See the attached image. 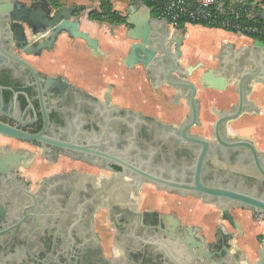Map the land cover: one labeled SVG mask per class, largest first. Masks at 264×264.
Wrapping results in <instances>:
<instances>
[{
  "label": "flooded vegetation",
  "instance_id": "af4514ba",
  "mask_svg": "<svg viewBox=\"0 0 264 264\" xmlns=\"http://www.w3.org/2000/svg\"><path fill=\"white\" fill-rule=\"evenodd\" d=\"M57 39L38 54L18 53L41 77L62 76L59 82L36 81L18 65L0 63V121L40 136L30 140L0 134V156L10 151L16 156L7 165L10 176L0 178V264H175L170 242L187 228L196 230V245L210 251L220 225L233 233L230 243L241 237L242 226L241 232L232 229L213 203L182 194L170 183L198 176L204 184L230 185L264 197V177L255 166L257 160L264 168V135L262 143L241 131L249 127H238L244 118L264 117V86L249 82L242 89L257 111L244 110L219 122L221 112L237 104L236 85L249 66L224 70L218 57L211 66L184 64L180 49L177 60L187 72L185 79L196 85L198 113L193 118L188 102L175 97L163 75L170 59L153 67V80L142 65L122 62L126 72L139 71L150 98L145 102L129 95L131 80L126 78L122 102H114L111 94L106 102L110 84L99 97L61 74H44L28 60L52 50ZM210 72L225 78L223 91L202 86L203 75ZM201 91L213 94L208 102ZM255 93L262 104L252 98ZM186 200L209 208L190 209L193 218L188 219L181 208ZM235 209L251 219L258 214L231 206L239 223ZM192 258L206 261L197 253ZM200 259L187 264H200Z\"/></svg>",
  "mask_w": 264,
  "mask_h": 264
},
{
  "label": "water",
  "instance_id": "95a60500",
  "mask_svg": "<svg viewBox=\"0 0 264 264\" xmlns=\"http://www.w3.org/2000/svg\"><path fill=\"white\" fill-rule=\"evenodd\" d=\"M143 5L145 6L143 14L140 16L129 14L125 18V23L130 25L125 35L133 42L129 45L122 62L127 67H132L134 64L142 65L148 73V78L153 80L155 77L151 74L153 67L157 63H161L164 58L170 59L169 70L163 74L165 80L174 90L176 98L188 102L192 117L195 118L198 113V103L195 98L196 85L185 79L187 72L177 60L181 52L182 29L178 28L171 31L166 19L151 17L150 7L144 3ZM73 13V7L59 6L54 8L49 0H0V63L3 62L2 64L10 66L18 65L21 70H27L36 81L45 80L47 84L63 80L64 78L59 75L41 77L18 51L24 54H38L42 49L52 48L57 37L62 33H66L70 38L82 39L94 55H99L98 39L80 28V21L78 17H73ZM252 17L264 23V8L260 11L253 9ZM227 47L228 45L225 48ZM223 51L220 53V60H218L222 69L225 70L231 66L236 69L249 67H245L246 69L240 74L236 85L235 92L239 93L237 104L233 105L231 110H223L219 122L236 118L244 110L248 112L257 111L258 109L254 103L246 100L242 89L249 82L264 86L263 40L256 38L250 45H242L227 54H225V50ZM171 71H174L179 78L171 75ZM201 83L206 89L223 91L225 78L219 72L215 74L210 72L203 75ZM111 87L110 84L105 92L106 102L110 100ZM0 134L30 140H39L40 137L1 121ZM245 144L254 152L253 146L249 143ZM14 158L16 156L13 155L12 151L0 156V178L10 176L7 165ZM26 158L27 156L24 155V159ZM201 163L202 158L198 161V170H200ZM255 164L264 177V168L257 160H255ZM170 185L182 190V194L202 197L204 201L213 203L221 213V220L227 221L232 229L239 232L242 231L241 225L230 213L231 206L250 209L255 213L264 215V197L256 196L254 191L246 193L245 191L233 190L230 185L224 187L222 185L204 184L198 176L192 182L170 183ZM217 231L218 239L210 251L203 249L201 243L196 245L192 238V236L196 237V230L187 228V233L181 232L171 240V251L168 252L170 258L175 264H182L183 262L187 264L191 260L194 262V259H200L192 258L197 253L206 257V261L202 258L199 260L198 263L200 264H234L236 257L230 252L232 243L229 242L231 238H234L233 233L224 232L222 225ZM256 255L258 259L256 264H264V245L256 251Z\"/></svg>",
  "mask_w": 264,
  "mask_h": 264
},
{
  "label": "crops",
  "instance_id": "0c3cea01",
  "mask_svg": "<svg viewBox=\"0 0 264 264\" xmlns=\"http://www.w3.org/2000/svg\"><path fill=\"white\" fill-rule=\"evenodd\" d=\"M59 1L60 6L73 7V17H78L80 28L98 39L100 54L94 55L82 39L68 40L66 33H62L58 36L52 50L45 51L37 57H28V60L44 74H61L70 82L99 97L103 95L106 87L112 84L110 94L114 102H122L124 95L121 94L120 88L123 81L129 78L131 80L128 88L129 95H138L141 101H148L150 94L147 82L138 70L126 72L122 64L128 47L132 43L125 35L130 25L127 23H124L126 26L124 24L115 25L106 21L90 19L88 12L93 9L99 10L100 0ZM110 2L113 9L123 14L125 18L129 14L140 16L145 12L143 3H146L144 0H110ZM151 17L159 18V16L153 15L152 9ZM182 33L180 49L183 52L184 64L197 61L211 66L217 57L220 60V53L224 52L223 50L227 54L242 45H250L254 41L247 35L237 34L231 30L196 23L183 24ZM227 45L228 47L225 48ZM212 95L208 91H201L199 96L208 102ZM256 97L258 95L255 93L252 98L262 104V99ZM184 204L181 205V208L183 215L188 219L193 218L190 209L194 208L197 212H204L209 208L206 205H197L195 201L186 200ZM236 213L243 229V235L233 241L230 249L232 254L238 253L234 264H256L258 259L255 253L264 243L257 246L254 241L251 242L253 239L250 237L257 228L264 234V225L259 224L257 227L256 221L246 213ZM196 219L198 220V217ZM203 231L210 237L211 232L207 228H204Z\"/></svg>",
  "mask_w": 264,
  "mask_h": 264
},
{
  "label": "built area",
  "instance_id": "2783aa9c",
  "mask_svg": "<svg viewBox=\"0 0 264 264\" xmlns=\"http://www.w3.org/2000/svg\"><path fill=\"white\" fill-rule=\"evenodd\" d=\"M157 7L159 17L167 21L171 31L186 23L230 29L253 40L264 41V26L250 23L253 9H263L264 0H149ZM258 221L264 216L258 214Z\"/></svg>",
  "mask_w": 264,
  "mask_h": 264
},
{
  "label": "trees",
  "instance_id": "16d2710c",
  "mask_svg": "<svg viewBox=\"0 0 264 264\" xmlns=\"http://www.w3.org/2000/svg\"><path fill=\"white\" fill-rule=\"evenodd\" d=\"M30 1H32V0H30ZM49 1L51 2V4L54 7L60 6L59 0H49ZM144 1L149 7H151L153 15L159 16V12H158L157 7H154L152 5L151 1H149V0H144ZM76 10H79V8H76ZM88 17L90 19H93V20L106 21L110 24H115V25L125 23V16L123 14H121L120 12L116 11L115 9H113L110 0H100L99 10H95V9L90 10L88 12ZM249 21H250V23L255 22L259 25L264 26V23L259 19H254V20H249ZM182 26H180L181 29H182ZM226 30H230V29H226Z\"/></svg>",
  "mask_w": 264,
  "mask_h": 264
},
{
  "label": "rangeland",
  "instance_id": "374dc122",
  "mask_svg": "<svg viewBox=\"0 0 264 264\" xmlns=\"http://www.w3.org/2000/svg\"><path fill=\"white\" fill-rule=\"evenodd\" d=\"M124 25L126 26V24ZM25 58L27 59V57ZM238 127H249L248 129H242L241 131L243 133L251 134L255 139L260 140L263 143L262 139L264 135V117H251L250 119L244 118V120L242 119L240 123H238ZM234 212L245 213L239 210H235ZM258 216V214H255L254 217H252V219L256 221L257 227H259V224H264V222L258 221ZM250 238L253 239L251 242L254 241V244H256L257 246L264 243V234L261 232V230H259V228H257L256 231H253Z\"/></svg>",
  "mask_w": 264,
  "mask_h": 264
}]
</instances>
